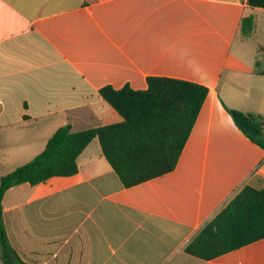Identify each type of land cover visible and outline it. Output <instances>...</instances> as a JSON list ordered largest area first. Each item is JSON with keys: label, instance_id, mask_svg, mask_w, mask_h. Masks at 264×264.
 Listing matches in <instances>:
<instances>
[{"label": "crops", "instance_id": "crops-1", "mask_svg": "<svg viewBox=\"0 0 264 264\" xmlns=\"http://www.w3.org/2000/svg\"><path fill=\"white\" fill-rule=\"evenodd\" d=\"M258 14L247 0H0V176L62 126L121 122L103 86L146 90L158 76L208 88L173 171L125 187L94 138L75 175L7 190L4 225L24 262L264 264V238L210 260L186 252L243 187L264 190V149L224 107L264 117Z\"/></svg>", "mask_w": 264, "mask_h": 264}, {"label": "trees", "instance_id": "trees-1", "mask_svg": "<svg viewBox=\"0 0 264 264\" xmlns=\"http://www.w3.org/2000/svg\"><path fill=\"white\" fill-rule=\"evenodd\" d=\"M264 9V0H247ZM254 19H242L241 29L249 36ZM259 68V62H256ZM258 73L264 71L258 69ZM146 90L129 85L99 90L100 96L121 117L119 123L80 132L62 126L45 149L13 172L0 176V249L3 264H27L10 244L3 220L2 199L10 188L27 183H46L53 177L78 172L77 159L98 138L104 157L125 187H131L175 169L194 123L208 95L204 85L181 79L151 76ZM236 127L264 149V117L224 106ZM249 131L256 132L252 137ZM264 238V190L243 187L233 199L187 245L190 255L210 260Z\"/></svg>", "mask_w": 264, "mask_h": 264}, {"label": "rangeland", "instance_id": "rangeland-1", "mask_svg": "<svg viewBox=\"0 0 264 264\" xmlns=\"http://www.w3.org/2000/svg\"><path fill=\"white\" fill-rule=\"evenodd\" d=\"M264 32V14H258V23L255 38H262V33Z\"/></svg>", "mask_w": 264, "mask_h": 264}, {"label": "water", "instance_id": "water-1", "mask_svg": "<svg viewBox=\"0 0 264 264\" xmlns=\"http://www.w3.org/2000/svg\"><path fill=\"white\" fill-rule=\"evenodd\" d=\"M249 134L252 136V137H256V132H254V131H249Z\"/></svg>", "mask_w": 264, "mask_h": 264}]
</instances>
